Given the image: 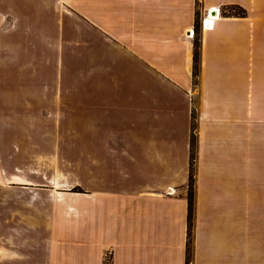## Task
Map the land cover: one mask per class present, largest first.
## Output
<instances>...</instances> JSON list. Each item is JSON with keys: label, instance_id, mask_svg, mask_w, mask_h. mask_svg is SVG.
I'll list each match as a JSON object with an SVG mask.
<instances>
[{"label": "crops", "instance_id": "1", "mask_svg": "<svg viewBox=\"0 0 264 264\" xmlns=\"http://www.w3.org/2000/svg\"><path fill=\"white\" fill-rule=\"evenodd\" d=\"M231 4L247 17L221 15L205 29L202 16L198 30L199 13ZM257 17L264 0H0V183L36 200L61 195V234L73 229L85 245L53 248L46 259L0 247V264H264ZM88 174L95 183L82 180Z\"/></svg>", "mask_w": 264, "mask_h": 264}, {"label": "rangeland", "instance_id": "2", "mask_svg": "<svg viewBox=\"0 0 264 264\" xmlns=\"http://www.w3.org/2000/svg\"><path fill=\"white\" fill-rule=\"evenodd\" d=\"M201 2V1H200ZM221 8V15L224 17H247V11L244 7L231 4L223 5ZM208 10V9H207ZM205 13L198 14V30L200 26V21L202 16L205 17ZM256 21L264 22V17H257ZM205 28V27H204ZM196 30V29H195ZM201 31V30H200ZM200 31L196 30V34L190 35L194 38V67H195V81L193 87L195 88L194 95V127L196 132V126H198V120L200 113L202 111V104L199 101L198 95L202 94L203 79L201 68V34ZM264 86V85H263ZM167 137H172V134L167 132ZM53 136V134H51ZM68 138L72 140V143L75 144L76 148H79L80 145L85 147V144L80 142V138L77 134L72 133L68 135ZM179 143L182 144V135L179 134L176 137ZM192 142V151H193V161L191 164V174L193 176V182L189 186V194L192 202V219L190 222V233L193 231L194 227V215H195V184H196V155H197V136L194 133V138ZM63 140V136H62ZM171 139L170 141H172ZM169 141V142H170ZM84 142V141H83ZM48 144H52L50 138L46 141ZM170 144V143H169ZM168 144V145H169ZM175 144V143H174ZM153 145V144H152ZM179 146V145H177ZM158 150V145L156 146ZM180 148V146H179ZM181 147L177 152L182 151ZM76 151V149H75ZM155 151V146H151V152ZM164 152L163 149H161ZM88 152V151H87ZM176 152V153H177ZM128 154H132L131 152ZM178 156H173L177 158ZM123 158V157H122ZM142 159V157H138ZM138 159V160H139ZM124 160V159H123ZM181 158H178L177 161H180ZM90 171V170H89ZM91 173V171H90ZM82 180L88 182V184H93L91 180H95L94 175L88 174L87 176L82 175ZM170 176L162 177L163 180H170ZM77 180V178L73 177ZM95 183V181H94ZM85 184V183H84ZM73 191H79V188H75ZM55 198V197H54ZM61 195L56 196V199L47 197L45 194H40L39 198L36 200L29 194V192H21L14 190L10 187H5L0 183V247H12V248H22L23 250L37 249L39 253H42L43 256L40 259H46L48 257L44 254L53 248H69L71 250H77L81 246L84 247V241H80L78 237V232L72 229V234L62 235L63 225L62 217L65 214V202L66 200L60 202ZM63 199V198H62ZM68 201V200H67ZM69 220L78 218V211L71 210ZM60 224V225H58ZM58 225V226H57ZM33 235V236H32ZM192 236V234L190 235ZM60 244V245H59ZM191 244V243H190ZM191 247V245H190Z\"/></svg>", "mask_w": 264, "mask_h": 264}, {"label": "bare ground", "instance_id": "3", "mask_svg": "<svg viewBox=\"0 0 264 264\" xmlns=\"http://www.w3.org/2000/svg\"><path fill=\"white\" fill-rule=\"evenodd\" d=\"M212 11L210 13V16H207L208 20L207 21H204V27H205V29L212 28L215 20L219 18V15L217 14L216 9L215 10H212ZM193 34H194V32H193Z\"/></svg>", "mask_w": 264, "mask_h": 264}, {"label": "built area", "instance_id": "4", "mask_svg": "<svg viewBox=\"0 0 264 264\" xmlns=\"http://www.w3.org/2000/svg\"><path fill=\"white\" fill-rule=\"evenodd\" d=\"M215 7H211V8H209L208 10H207V13H206V15H205V17H204V21H207L208 20V18H207V16H210V13H211V11L212 10H215L216 9V12H217V14L219 15V16H221V8L220 7H218V8H215ZM213 12V11H212ZM192 35H193V32H192Z\"/></svg>", "mask_w": 264, "mask_h": 264}, {"label": "trees", "instance_id": "5", "mask_svg": "<svg viewBox=\"0 0 264 264\" xmlns=\"http://www.w3.org/2000/svg\"><path fill=\"white\" fill-rule=\"evenodd\" d=\"M192 142H193V139H192ZM193 149V148H192ZM191 158H192V161H193V151H192V156H191ZM192 161H191V164H192ZM193 182V176H192V174H191V176H190V184H189V186H191V183ZM191 194V193H190ZM190 194H189V199L191 200V197H190ZM192 195V194H191ZM191 212H192V202L190 201V217H189V221L191 222V219H192V214H191Z\"/></svg>", "mask_w": 264, "mask_h": 264}]
</instances>
